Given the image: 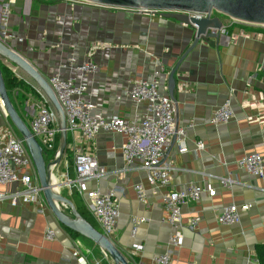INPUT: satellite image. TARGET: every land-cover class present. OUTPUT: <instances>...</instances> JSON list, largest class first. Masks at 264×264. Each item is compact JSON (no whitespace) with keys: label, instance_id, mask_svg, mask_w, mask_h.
Listing matches in <instances>:
<instances>
[{"label":"crops","instance_id":"1","mask_svg":"<svg viewBox=\"0 0 264 264\" xmlns=\"http://www.w3.org/2000/svg\"><path fill=\"white\" fill-rule=\"evenodd\" d=\"M6 6L8 31L23 39L10 40L19 54L46 80L61 71L84 83L95 105L93 114L104 117L140 114L141 107L117 97L133 79H148L159 67L165 72L160 89L168 94V73L192 43L190 27L160 14L97 5L71 6L50 0H0V19ZM221 20L224 32L216 45L200 42L173 76V98L168 96L175 107L176 126L185 128L188 150L179 153L174 141L167 148L164 160L175 168L168 186H151L139 168L124 170L122 134L101 131L93 141L92 152L107 175L90 180L88 189L115 191L119 218L111 241L129 264H155L154 257L167 248L174 228L162 221V195L190 182L210 184L216 193L212 197L203 193L198 201L181 207L183 242L172 264H259L256 248L264 246V177L239 168L236 161L256 151L263 156L264 169V33ZM92 44L103 45L92 57L98 68L95 73L81 77L76 70H60V64L70 55L76 63L83 62ZM0 66L24 83L12 89L9 98L28 124L33 114L31 106L42 94L5 60ZM226 99L231 102V119L225 124L210 123L214 110ZM6 127L13 128L0 101V133ZM198 141L203 143L202 149L196 147ZM80 146L79 134L67 132L72 176L73 152ZM65 161L63 155L59 164ZM227 177L232 180L229 187L221 183ZM56 179L53 181L58 182L60 194L73 202L70 194L75 192L85 206L76 190L68 191L63 175L58 174ZM137 183L145 189L142 202L136 197ZM5 188L0 185V190ZM230 203H248L250 207L240 213L237 223L221 225L217 222L219 210ZM60 208L65 214L68 208L67 215H71L69 207ZM196 216L200 220L195 227L186 225ZM132 217L145 218L134 235ZM47 228L55 232L52 239L44 237ZM134 244L142 249L134 252ZM94 246L85 237L70 235L47 205L41 213L36 204L19 202L12 206L8 201L0 202V264H113Z\"/></svg>","mask_w":264,"mask_h":264},{"label":"built area","instance_id":"2","mask_svg":"<svg viewBox=\"0 0 264 264\" xmlns=\"http://www.w3.org/2000/svg\"><path fill=\"white\" fill-rule=\"evenodd\" d=\"M50 1L71 6H94V4L84 0ZM131 11L160 14L157 10L139 9ZM184 13L189 17L205 16V14ZM8 14L9 11L6 6L0 19V41L6 46L9 45L10 40L15 39L18 42L23 40L8 31ZM213 15L221 18V14L217 12H213ZM224 18L228 19L231 24L245 27H263L242 23L226 16ZM222 32H224V26ZM102 46L101 44L90 45L85 60L79 64L76 63L75 57L70 55L60 64V70H76L81 77L95 73L98 68L92 57L94 52ZM164 73L163 68L159 67L153 71L148 79H133L122 91V94L117 97L118 99L125 97L132 101L135 107H141L140 114H135L131 118L121 117L117 114L109 117L93 114L95 105L90 99L87 86L70 75L64 76L61 71H58L47 79L64 113L66 132L77 133L80 136L81 146L75 148L73 152L74 175L69 177L66 169L63 175L65 186L70 192L76 190L84 199L86 209L97 222L100 232L110 240L115 233L119 218L118 201L114 190L102 193L97 189H88L90 180H97L107 175V171L99 165L91 147L96 135L101 131L120 133L125 137L121 146V153L125 162L124 170L139 168L144 171L145 179L151 186L166 187L169 185L171 172L175 168L170 162L164 160L165 152L172 141L176 144L179 153H185L188 147L185 128L176 126L173 102L168 94L160 89L161 78ZM31 108L33 114L27 126L42 147L43 152H52L51 160H53L57 156L56 142L60 132L55 113L43 97ZM231 117V102L230 99H226L214 110L209 121L214 125L225 124L229 122ZM196 147L202 149L203 143L198 141ZM236 164L254 176L264 177L263 156L259 152L252 151L242 155L237 159ZM221 183L225 187H229L232 180L228 177L223 178ZM0 185L6 187L4 190H0V202L8 201L12 206L19 202L36 204L39 206V212H44L46 203L32 160L23 139L17 136L10 127L2 129L0 133ZM134 189L137 199L141 202L144 201L146 193L142 184H135ZM203 193L212 197L215 195L216 189L210 184L201 186L190 182L182 189L171 190L162 195L161 206L165 212L162 221L172 226L174 231L169 237L168 246L164 252L154 257L155 264H172L173 255L177 253L183 242L180 230L184 226L181 219V207L186 203L198 201ZM249 207L248 203L223 205L217 215V222L221 225L237 223L240 219V213L248 210ZM199 220L200 218L197 216L190 218L186 225L191 228L195 227ZM143 221H145L143 217L130 219L132 235L135 234L137 226ZM54 236V230L47 228L44 237L52 239ZM141 249V245L134 244V252ZM78 261L83 263L82 258H78Z\"/></svg>","mask_w":264,"mask_h":264},{"label":"water","instance_id":"3","mask_svg":"<svg viewBox=\"0 0 264 264\" xmlns=\"http://www.w3.org/2000/svg\"><path fill=\"white\" fill-rule=\"evenodd\" d=\"M97 6H104L116 9L128 10H157L166 19H172L183 25L190 27L188 36L192 39L191 45L185 50L176 66L168 73V94L173 98L174 80L173 76L177 71L184 57L192 52L200 42H209V45H216V40L220 38L223 30V22L213 12H217L232 20L242 23L264 27V0H84ZM184 12L205 14L204 17L188 16ZM5 60L14 67V72L28 80L42 94L47 105L54 111L59 127V140L57 156L46 162L42 147L37 142L29 130L27 124L19 116L13 103L11 102L0 66V101L20 137L23 139L29 156L32 160L36 176L41 188L45 203L56 220L65 228L78 233L97 245L107 254L113 264H129L124 255L114 245V243L95 229L88 221L82 218L77 212L73 202L64 195L54 190L51 180L53 166L60 163L66 147V126L64 113L57 102L53 91L47 80L37 71V69L24 59L9 42L6 46L0 41V61ZM165 75V73L163 74ZM69 207L71 215L65 214L60 206Z\"/></svg>","mask_w":264,"mask_h":264},{"label":"trees","instance_id":"4","mask_svg":"<svg viewBox=\"0 0 264 264\" xmlns=\"http://www.w3.org/2000/svg\"><path fill=\"white\" fill-rule=\"evenodd\" d=\"M248 28L253 29V30L260 32V33H264L263 27H253V28L248 27ZM1 70H2L4 83H5V87L7 89L8 95L12 89L17 88V87H22L24 85L22 80L16 78L14 75H12L11 72L9 70H7L5 67H1ZM57 142H58V136H57ZM57 142H56V145H57ZM63 155H64V158H66V161H65L66 164L65 165L68 168L69 163H71L72 161H71V157H70V154H69L67 147H65V151H64ZM52 156H53V154L51 152L44 151L45 161L50 160L52 158ZM57 176H58V173H57L56 169L54 168L53 180L55 179L56 181H58L56 179ZM59 180H60V178H59ZM57 190H58V192H60L59 188H57ZM70 196L72 197L75 208H76L77 212L79 213V215L82 218H84L86 221H88L95 229H97L95 222L93 221L91 215L87 211L86 207L84 206L82 200L78 197V195L75 192H71ZM66 230L68 231V233L70 235H72L74 237H83V236L79 235L78 233L71 231L67 228H66ZM256 254H257V260H258L259 264H264V246H262V245L257 246Z\"/></svg>","mask_w":264,"mask_h":264},{"label":"rangeland","instance_id":"5","mask_svg":"<svg viewBox=\"0 0 264 264\" xmlns=\"http://www.w3.org/2000/svg\"><path fill=\"white\" fill-rule=\"evenodd\" d=\"M220 16H221L222 19H226V18H224L223 15H220ZM12 127H13L12 129H13V131L15 132V134H16L17 136H19L18 132L16 131V129L14 128L13 125H12ZM19 137H20V136H19ZM47 161H49V160H47ZM47 161H46V162H47ZM64 164H65V163L58 164V165L55 167L57 173H58L60 176H61V175H64V172H65ZM67 170H68L69 177H72V162L69 163V166H68V169H67ZM66 210H67V212L70 213V211H69L68 208H67ZM69 213H67V214H69ZM89 245H90V244H89ZM94 247H97V246H94ZM98 253H99V250H98ZM102 254H103V255H106V257L109 258V256H108L107 254H105L103 251H102ZM109 259H110V258H109Z\"/></svg>","mask_w":264,"mask_h":264},{"label":"bare ground","instance_id":"6","mask_svg":"<svg viewBox=\"0 0 264 264\" xmlns=\"http://www.w3.org/2000/svg\"><path fill=\"white\" fill-rule=\"evenodd\" d=\"M55 168V167H54ZM54 168H52V171H51V180H52V182L53 183H55L54 181H53V170H54ZM65 182V181H64ZM55 186H54V190L56 191V192H58V190H57V186H58V184L57 183H55L54 184ZM59 193V192H58Z\"/></svg>","mask_w":264,"mask_h":264}]
</instances>
